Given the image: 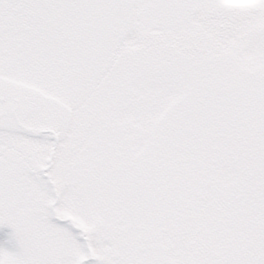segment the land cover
<instances>
[{"label":"snow or ice","instance_id":"snow-or-ice-1","mask_svg":"<svg viewBox=\"0 0 264 264\" xmlns=\"http://www.w3.org/2000/svg\"><path fill=\"white\" fill-rule=\"evenodd\" d=\"M0 264H264V0H0Z\"/></svg>","mask_w":264,"mask_h":264}]
</instances>
